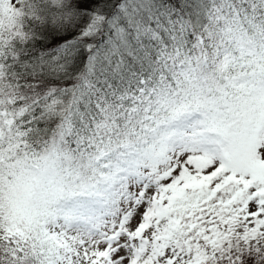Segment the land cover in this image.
I'll return each mask as SVG.
<instances>
[{"label": "snow or ice", "instance_id": "obj_1", "mask_svg": "<svg viewBox=\"0 0 264 264\" xmlns=\"http://www.w3.org/2000/svg\"><path fill=\"white\" fill-rule=\"evenodd\" d=\"M0 264H264V0H0Z\"/></svg>", "mask_w": 264, "mask_h": 264}]
</instances>
